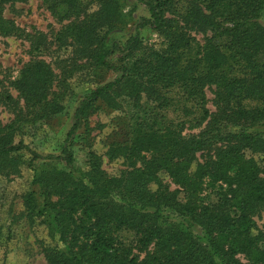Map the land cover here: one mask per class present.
I'll list each match as a JSON object with an SVG mask.
<instances>
[{"label": "trees", "instance_id": "16d2710c", "mask_svg": "<svg viewBox=\"0 0 264 264\" xmlns=\"http://www.w3.org/2000/svg\"><path fill=\"white\" fill-rule=\"evenodd\" d=\"M24 1L0 0L1 36L22 34L3 10ZM138 1L148 16L136 28L149 26L159 47L138 34L110 39L125 26L122 0H43L64 23L54 39L77 46L76 67L93 84L60 154L33 168L38 192L24 196L27 215L46 229L43 257L47 264H264V225L253 218L264 210V0H190L183 12H174L175 0ZM191 30L210 33L200 42ZM45 49L43 40L30 45L31 53ZM56 80L48 62L33 59L11 83L23 108L0 92L14 111L0 121V170L16 167L25 146L15 138L25 124L63 108ZM211 86L213 111L204 90ZM102 111L117 112L105 151L121 163L116 174L90 149V117ZM186 121L205 124L185 137ZM75 136L87 150L83 168L74 166ZM197 152H206L201 161Z\"/></svg>", "mask_w": 264, "mask_h": 264}, {"label": "rangeland", "instance_id": "374dc122", "mask_svg": "<svg viewBox=\"0 0 264 264\" xmlns=\"http://www.w3.org/2000/svg\"><path fill=\"white\" fill-rule=\"evenodd\" d=\"M125 13L124 28L115 29L110 33L114 42H123L129 36L138 34L140 39L155 47L160 46V38L149 27L136 28L139 18L148 16L144 4L138 0H122ZM190 0H175L174 12H183ZM3 15L13 20L21 29L20 35H0V92H9L17 102V107L23 108V102L17 96L12 86V81L19 75L21 67L33 59H43L50 64L56 74L53 90L63 95V108L46 120L25 124L15 141H21L25 148L17 153V165L13 169L0 170V264H47L41 248L48 242L46 229L37 220L31 219L25 210L24 196L29 191L38 192L37 185L32 183L33 168L39 167L41 157L57 156L60 154L67 131L73 122V112L81 96L88 87L89 82L82 69L76 66L81 63L78 48L75 45H61L54 39L56 32L64 23L59 22L47 9L43 0H25L24 2H11L4 6ZM195 38L203 42L204 36L210 31L191 30ZM43 40L46 49L43 52H30V45ZM78 70V71H77ZM110 78V77H108ZM64 80V81H63ZM214 87H205L207 108L214 110L212 104ZM13 109L0 103V121L9 122L13 117ZM115 111H102L90 117L91 146L90 149L101 156L102 168L109 174H116L120 169V161L109 162L105 156L109 134L113 131ZM172 119H179L181 113L169 112ZM192 118V117H191ZM194 120V119H193ZM198 126L194 121H186L183 135L188 137L196 134L204 126ZM74 153V166L84 167L86 163V147L77 136L72 143ZM33 153L39 157L32 160ZM198 159L205 156L206 152H197ZM32 162V163H30ZM60 167H64L60 164ZM164 177V176H163ZM170 188L174 185L169 179L163 178ZM205 199L214 201L215 196L209 189L203 191ZM258 228L264 225V210H259L254 215ZM129 238L128 234H123ZM144 253L140 254L143 256ZM245 261L242 255L239 256Z\"/></svg>", "mask_w": 264, "mask_h": 264}]
</instances>
